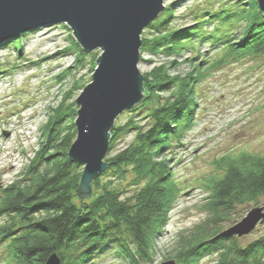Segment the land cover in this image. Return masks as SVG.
Segmentation results:
<instances>
[{"label":"trees","instance_id":"obj_1","mask_svg":"<svg viewBox=\"0 0 264 264\" xmlns=\"http://www.w3.org/2000/svg\"><path fill=\"white\" fill-rule=\"evenodd\" d=\"M243 1L249 8L240 4L242 0H225L217 11L202 10L201 21L191 12L194 24L184 28L172 24L177 19L174 5L167 7L142 33L141 47L152 55L160 49L179 55L197 39L222 44L223 59L263 55L264 16L256 0ZM209 24L213 27L207 32ZM79 56L75 65L81 61ZM165 65L142 74L143 99L129 111L133 115L124 124L112 127L104 159L109 167L92 181V196L82 202L76 190L83 166L67 156L76 138L77 110L74 102L66 104V94L42 126V146L24 174L11 185L0 187V250L10 262L45 264L56 254L60 264H84L91 253L108 244L117 245L120 256L133 264L151 257L153 239L161 233L166 214L178 197L172 181L173 148L181 146L186 132L193 128L196 107L190 96V84L196 79L170 77ZM164 92L168 93L160 96ZM128 132L134 133L132 141L108 156L115 141ZM217 163L223 167L222 175L204 185L209 192L204 208L210 223L198 227L168 259L175 264H198L215 254L216 264H264V237L245 247L238 246L236 237L213 240L224 231L215 223L228 220L236 206L264 197V157L243 154ZM128 172L134 174L136 188L123 197L125 191L117 189L115 180H123ZM129 243L133 247L129 248Z\"/></svg>","mask_w":264,"mask_h":264},{"label":"rangeland","instance_id":"obj_2","mask_svg":"<svg viewBox=\"0 0 264 264\" xmlns=\"http://www.w3.org/2000/svg\"><path fill=\"white\" fill-rule=\"evenodd\" d=\"M224 1L164 0V11L174 5L177 19L172 24L184 28L194 24L191 12L201 21L202 10L217 11ZM247 3L242 0L240 4L247 9ZM212 27L213 24L207 25L205 31H211ZM219 32L213 33L218 37ZM222 47V44L210 45L195 39L193 47L179 55L161 49L152 55L144 47L140 48L138 69L141 75L166 64L170 77L180 75L196 79L195 84H190V96L196 107L193 128L186 132L181 146L173 148L172 181L178 189V197L166 214L161 233L153 239L151 257L139 260V264L172 260L168 258L178 247L193 236L198 227L209 222L208 211L204 208L209 192L204 185L222 175L223 167L217 161L224 157L237 159L243 154L264 157V54L223 59ZM80 50L66 25L27 32L20 39L5 42L0 47V187L11 185L24 174L34 153L42 146V126L66 94L69 96L66 104L75 103L82 89L91 82L101 51L86 53ZM77 55L81 61L75 65ZM167 93H160V96ZM75 108L78 110L76 103ZM129 111L119 115L113 126L124 124L133 115ZM133 135L128 132L115 141L108 156L125 148ZM133 179L134 174L128 172L123 180H115L117 189L125 191L123 197L134 192ZM254 207H264V197L236 206L228 220L214 225L228 229ZM262 237L264 223H259L249 235L235 240L238 246L245 247ZM117 250V245H103L91 253L84 264H133ZM216 259L215 254L208 255L198 264H216ZM0 264H14L7 259L4 250H0Z\"/></svg>","mask_w":264,"mask_h":264},{"label":"water","instance_id":"obj_3","mask_svg":"<svg viewBox=\"0 0 264 264\" xmlns=\"http://www.w3.org/2000/svg\"><path fill=\"white\" fill-rule=\"evenodd\" d=\"M264 13V0H257ZM164 0H0V43L36 29L66 25L81 49L100 50L91 82L76 99V138L67 156L83 166L76 190L89 200L91 183L108 167L110 131L117 117L143 99L141 34L164 11ZM264 223V207H254L213 240L244 237ZM45 264H60L56 254ZM161 264H175L174 260Z\"/></svg>","mask_w":264,"mask_h":264},{"label":"bare ground","instance_id":"obj_4","mask_svg":"<svg viewBox=\"0 0 264 264\" xmlns=\"http://www.w3.org/2000/svg\"><path fill=\"white\" fill-rule=\"evenodd\" d=\"M26 34V33H25ZM24 35V34H23ZM22 36V35H21ZM20 38V37H19ZM18 39V38H17ZM16 40V39H15ZM196 59V58H195ZM144 96V95H143ZM75 122V121H74ZM76 131V130H75ZM225 239V238H224Z\"/></svg>","mask_w":264,"mask_h":264}]
</instances>
